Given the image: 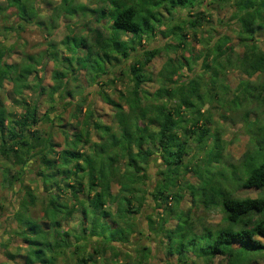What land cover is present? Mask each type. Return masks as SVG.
Returning <instances> with one entry per match:
<instances>
[{
  "label": "trees",
  "instance_id": "trees-1",
  "mask_svg": "<svg viewBox=\"0 0 264 264\" xmlns=\"http://www.w3.org/2000/svg\"><path fill=\"white\" fill-rule=\"evenodd\" d=\"M211 4L233 9L242 53L229 36L198 38L211 23ZM28 26L45 35V50L30 53L26 44L10 42ZM263 34L264 0H0V169L3 187L18 195L14 217L28 248L25 264L36 263L33 254L42 264H56L66 249L75 264L106 261L107 253L114 264H153L154 247L141 243L138 223L149 199L161 210L147 215L145 230L165 252L157 264H198L195 258L213 264L218 257L254 264L264 257V192L240 194L264 191V127L256 149L229 169L205 109L213 99L209 85L192 66L201 60L213 82L228 69L264 78ZM160 36L164 45L150 47ZM193 43L203 44L197 55ZM169 49L184 55L171 57ZM164 53L155 75L150 64ZM47 61L53 63L48 83L42 74ZM90 87L110 113L89 100ZM257 88L264 93V80ZM8 100L21 112L9 110ZM32 160L34 188L25 182ZM199 207L219 210L221 222L198 223ZM170 220L175 223L167 227ZM72 234L78 244L69 241ZM93 243V256L85 257Z\"/></svg>",
  "mask_w": 264,
  "mask_h": 264
},
{
  "label": "rangeland",
  "instance_id": "rangeland-1",
  "mask_svg": "<svg viewBox=\"0 0 264 264\" xmlns=\"http://www.w3.org/2000/svg\"><path fill=\"white\" fill-rule=\"evenodd\" d=\"M55 2H60L61 0H53ZM44 7V6H42ZM209 10L211 12L210 20L211 23L205 24L203 28L198 32L199 37H211L213 39H218L222 36H229L231 38V43L235 45V51L237 53H242L243 48L237 43L236 29L238 27L237 22L232 19V10L228 8H219L216 4L209 5ZM206 7H203L202 10H205ZM49 7L45 6L42 13L45 15L49 13ZM187 13H184L186 15ZM63 27H60L56 32L55 36L57 39H60L63 32ZM10 42L17 41L21 44H26V50L30 53H37L40 50H45L47 47V39L42 31L36 26H28L24 31H20L17 35L13 34L10 37ZM191 38H193V33L191 31ZM264 38V34H263ZM165 43V40L160 36L153 40L149 46H160L162 47ZM193 54L201 50L202 43H193ZM17 53V52H16ZM19 53V52H18ZM168 54L171 57L178 56L183 57L184 53L179 49L177 51L168 50ZM187 56L188 54L185 53ZM17 54H13L12 59H15ZM167 59V55L164 53L160 56H157L152 63L150 64V70L157 75L158 71L162 68L164 62ZM44 70L42 74L46 76L45 82L48 83L50 80V73L53 68V63L47 61L45 63ZM194 70L201 74L203 77L204 83L209 85V92L212 96V102H210L205 109H208L212 115V125L211 128L213 131H218L220 133L222 144H223V158L227 163V167L232 169L233 166H239L241 160L246 152H251L256 149L255 137L260 136L262 130L261 127H264V93L258 91L257 85L263 82V76L256 74L253 77H248L245 74H242L236 70L228 69L216 82L211 80V74L207 71H202V62L201 60L192 64ZM190 72H187V75ZM241 82H248L249 87L245 88L244 85H241ZM246 84V83H245ZM222 85V86H221ZM223 85L227 86L228 89L223 90ZM10 86L6 85L8 89ZM146 87L149 90L156 89V83L149 82ZM118 88L122 89V86L118 84ZM91 92L89 100L95 99L97 102L98 109L102 113H110V106L103 102L98 95L94 94L96 87L88 88ZM95 97V98H94ZM43 102V100H42ZM6 106H9V110L15 112L16 114L20 113L22 107H19L17 103L6 101ZM45 109H40V112H44ZM68 112L65 114V120L68 119ZM43 129H46L47 124L40 125ZM55 141L57 143H63L64 138L62 134L55 135ZM29 178L26 184L31 187H35L36 183L34 181V173L32 169L36 165L34 160L30 161L29 164ZM2 173L3 170L0 169V202L2 203V217L0 220V264H25L26 255L28 254V248L26 242L16 233V222L14 217V210L17 204L18 195L12 193L8 189H5L2 184ZM152 180L156 179L158 173V167L153 165L150 170ZM189 181L194 182L195 179L191 175L187 176ZM148 189L151 190V185L149 184ZM19 186L16 187L18 189ZM117 191V186L114 185L113 192ZM263 190H258L255 188L241 190L240 194L250 197H258L263 194ZM182 207H188L190 205V197L186 195L182 202ZM155 209L154 203L149 199L147 206L144 207L142 214L138 217V223L142 228L144 234L140 236L141 243L144 245H149L154 247V259H152L153 264L162 262L165 258V252L162 248L156 246L152 234L146 232L147 227V215L155 214L161 212L160 209ZM39 213V207L33 211V214L37 217ZM195 220L210 223L211 225H216L221 222L222 213L219 210H207L203 207L195 209L194 216ZM76 219V218H74ZM76 220H73V224L68 226L65 225V229H72ZM174 221L170 220L167 224V227H172ZM199 223V222H198ZM76 224V223H75ZM146 230V231H145ZM149 236H146V235ZM69 241L72 244H78V240L75 238L74 234L70 236ZM136 239H133L135 242ZM93 245L88 246V252L85 254V257H88L89 254L93 256ZM128 249L132 248V245L127 246ZM48 254V253H47ZM37 254L30 255L32 261L36 262L34 264H42L37 257ZM98 257V256H97ZM109 253H107V260L98 259L97 264H114V261L110 260ZM41 259H44L42 257ZM193 260V259H191ZM198 264H203L201 259L195 258ZM75 255L71 252V249H66L64 255L58 257L56 264H75L76 263ZM48 264V263H44ZM213 264H226V259L218 257L214 259ZM254 264H264V257L259 258Z\"/></svg>",
  "mask_w": 264,
  "mask_h": 264
}]
</instances>
